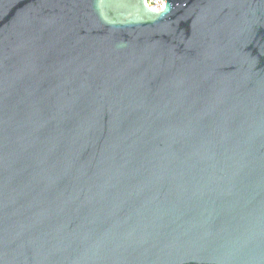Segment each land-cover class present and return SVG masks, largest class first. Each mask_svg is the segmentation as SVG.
<instances>
[{
	"label": "water",
	"instance_id": "water-1",
	"mask_svg": "<svg viewBox=\"0 0 264 264\" xmlns=\"http://www.w3.org/2000/svg\"><path fill=\"white\" fill-rule=\"evenodd\" d=\"M0 0V264H264V0Z\"/></svg>",
	"mask_w": 264,
	"mask_h": 264
},
{
	"label": "built area",
	"instance_id": "built-area-1",
	"mask_svg": "<svg viewBox=\"0 0 264 264\" xmlns=\"http://www.w3.org/2000/svg\"><path fill=\"white\" fill-rule=\"evenodd\" d=\"M143 2L145 6L155 11H160L164 7L163 0H143Z\"/></svg>",
	"mask_w": 264,
	"mask_h": 264
}]
</instances>
